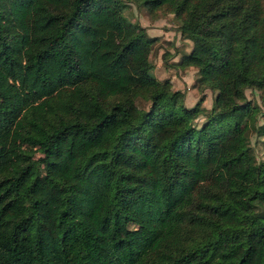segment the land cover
I'll return each mask as SVG.
<instances>
[{"label": "trees", "instance_id": "16d2710c", "mask_svg": "<svg viewBox=\"0 0 264 264\" xmlns=\"http://www.w3.org/2000/svg\"><path fill=\"white\" fill-rule=\"evenodd\" d=\"M133 1L179 19L198 125L124 0H0V264H264V0Z\"/></svg>", "mask_w": 264, "mask_h": 264}, {"label": "rangeland", "instance_id": "374dc122", "mask_svg": "<svg viewBox=\"0 0 264 264\" xmlns=\"http://www.w3.org/2000/svg\"><path fill=\"white\" fill-rule=\"evenodd\" d=\"M123 14L131 21L144 26L147 35L153 36L148 58L152 64L150 73L158 78H167L171 90L178 89L182 93L181 101L192 105L200 96V112L188 119V123L198 125L206 118V109L210 105L212 92L207 87L195 85L196 68L192 65L181 66L175 63L182 53L190 48V40L177 29L179 19L171 11L164 8L148 9L141 2L124 0ZM244 98L256 105L254 123L264 119V90L245 88ZM134 103L139 108L148 106V99L136 96ZM253 128L247 130L250 145L249 161L256 163L261 156V144Z\"/></svg>", "mask_w": 264, "mask_h": 264}]
</instances>
